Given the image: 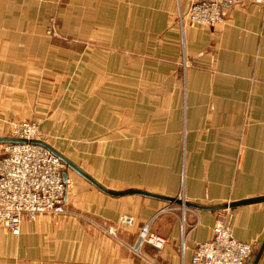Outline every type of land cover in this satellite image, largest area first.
<instances>
[{
  "label": "crops",
  "instance_id": "crops-1",
  "mask_svg": "<svg viewBox=\"0 0 264 264\" xmlns=\"http://www.w3.org/2000/svg\"><path fill=\"white\" fill-rule=\"evenodd\" d=\"M178 2L0 0V131L15 117L43 119L57 137L47 145L111 193L202 206L264 197L262 6L225 7L214 28L181 33ZM51 21L57 38L44 34ZM64 175L67 215L23 223L18 236L0 227V264H191L220 218L253 245L245 264H264V201L187 212L182 234L177 210L161 212L170 204L104 194L67 166ZM147 223L164 244L137 254Z\"/></svg>",
  "mask_w": 264,
  "mask_h": 264
},
{
  "label": "built area",
  "instance_id": "built-area-1",
  "mask_svg": "<svg viewBox=\"0 0 264 264\" xmlns=\"http://www.w3.org/2000/svg\"><path fill=\"white\" fill-rule=\"evenodd\" d=\"M246 1L261 5L264 11V0H188L183 12L178 14V28L181 33L188 27L214 28L222 22L225 7H233ZM49 29L51 32L46 34L53 33L56 38L58 35L54 27ZM181 45L180 67L186 74L191 62L182 40ZM10 131L11 137L15 139L43 140L35 126L12 124ZM3 153L0 157L1 228L12 236H18L23 223L36 222L41 216L67 215L65 196L69 181L63 178L65 166L57 157L41 146L28 143L6 144ZM178 199L185 201L180 196ZM172 205L161 212L173 213L176 208ZM130 223L131 220L126 217L119 221L123 225ZM181 233L183 234L182 226ZM144 244L152 245L157 250L164 244L162 238L150 233L148 223L139 231L132 250L138 254ZM252 250V244L234 240L229 226L220 218L211 229V238L194 245L191 264H245Z\"/></svg>",
  "mask_w": 264,
  "mask_h": 264
},
{
  "label": "water",
  "instance_id": "water-1",
  "mask_svg": "<svg viewBox=\"0 0 264 264\" xmlns=\"http://www.w3.org/2000/svg\"><path fill=\"white\" fill-rule=\"evenodd\" d=\"M0 143H6V144H32V145H38L41 146L47 150H49L55 157H57L65 166L69 167L71 170H73L76 174H78L80 177L84 178L87 180L92 186L100 190L102 193L107 194V195H112V196H128V195H138V196H143L146 198H153V199H158L161 201H164L170 205H176L179 207H184L187 209L199 211V210H205V211H221L225 209H229L235 206H240V205H246V204H254L258 202H263L264 197L262 198H254L250 200H245L242 202H237V203H231V204H226V205H220V206H202V205H197V204H192L186 201H181L180 199H172V198H165V197H160L156 196L154 194H150L147 192H142V191H129L126 193L122 194H116V193H111L108 190H106L104 187H102L100 184H98L95 180L90 178L88 175H86L84 172L79 170L77 167H75L73 164H71L68 160H66L64 157H62L60 154H58L54 149H52L49 145H47L44 142H39V141H25V140H18V139H12V138H0ZM65 178V175L64 177Z\"/></svg>",
  "mask_w": 264,
  "mask_h": 264
},
{
  "label": "rangeland",
  "instance_id": "rangeland-1",
  "mask_svg": "<svg viewBox=\"0 0 264 264\" xmlns=\"http://www.w3.org/2000/svg\"><path fill=\"white\" fill-rule=\"evenodd\" d=\"M181 3H182V0H179V2L177 3V10H176V12L174 13V16H173V22L174 23L177 22L178 14H180V13L183 12V11L180 10V6L182 5ZM52 27H54L55 32H56V35H58L56 22L55 21H51L50 26H48L45 29V31H44V34H45V36L47 38H55L52 35L53 33H50L48 35L46 34V32H48V31L51 32V30L49 28H52ZM188 28H192V27H188ZM91 43L94 44L96 42H93L92 41ZM97 45H99V43ZM188 59L191 62L190 57ZM177 65L180 67V61H178ZM188 68H190V66ZM184 77H185V73L183 71H181V75H180L179 79L182 78L181 80H183ZM43 121H44L43 119L36 118V117H15V118H12L10 120H5L4 123H3V127H2V129L0 131V133H1L0 135H1V137H4V138H12L11 135H10L11 134V131H10L11 125L12 124H16V125L26 124V125H31V126L37 127L38 132H39V134L41 135V137L43 139L42 142H44V143L47 144L48 142L50 143V142L56 141L57 140V137L56 136H53L51 133H49V132H43L41 130V124H42ZM66 121H68V124L70 126H72V120L71 119L66 120ZM66 132H67V130H66ZM62 137H64L63 139H67L69 136L65 133V134H62ZM12 139H15V138H12ZM31 141H34V140H31ZM3 146H6V145H3ZM3 150H4V147L2 149V153H3ZM3 155H4V153L2 154V156ZM2 156H0V157H2ZM68 189L69 188H67L66 193H67ZM172 206L174 208H176V210H177V217L179 218L180 226H182L183 231H184L185 230V225H186V221H185L186 220L185 219L186 213L187 212H192V214H196V211L195 210H191V209H187V208H183V207H178L176 205H172ZM165 214H169V213H165ZM183 217H184V221H183Z\"/></svg>",
  "mask_w": 264,
  "mask_h": 264
}]
</instances>
